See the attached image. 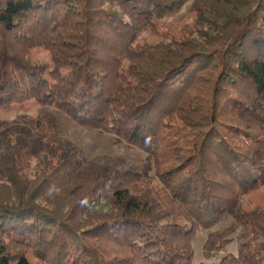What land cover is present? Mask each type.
Here are the masks:
<instances>
[{
    "label": "trees",
    "instance_id": "1",
    "mask_svg": "<svg viewBox=\"0 0 264 264\" xmlns=\"http://www.w3.org/2000/svg\"><path fill=\"white\" fill-rule=\"evenodd\" d=\"M187 4L183 36L137 43ZM29 103L139 148L159 186L4 141L0 264H264L241 204L264 187V0H0V110Z\"/></svg>",
    "mask_w": 264,
    "mask_h": 264
},
{
    "label": "rangeland",
    "instance_id": "2",
    "mask_svg": "<svg viewBox=\"0 0 264 264\" xmlns=\"http://www.w3.org/2000/svg\"><path fill=\"white\" fill-rule=\"evenodd\" d=\"M193 22L194 15L187 4L177 14L161 20L154 32H141L137 43H168L172 38L183 36ZM29 57L37 62L49 61L42 50L31 52ZM4 141L29 144L34 154L44 151L46 144L60 143L63 157L76 154L82 161L83 171L88 174L136 171L149 186H159L151 158L139 148L111 134L80 126L60 112L40 108L34 103L0 110V145ZM3 180L0 170V181ZM241 204L244 211L264 208V187L244 196ZM206 235V232H199L193 242L196 262L203 261L202 246Z\"/></svg>",
    "mask_w": 264,
    "mask_h": 264
}]
</instances>
